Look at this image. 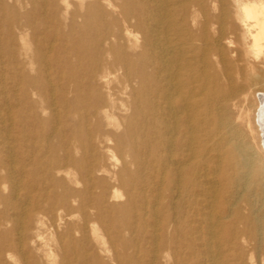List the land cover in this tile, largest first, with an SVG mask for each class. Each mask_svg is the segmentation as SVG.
<instances>
[{
    "label": "bare ground",
    "instance_id": "bare-ground-1",
    "mask_svg": "<svg viewBox=\"0 0 264 264\" xmlns=\"http://www.w3.org/2000/svg\"><path fill=\"white\" fill-rule=\"evenodd\" d=\"M120 1L119 23L100 20L104 8L116 6L110 0L88 4L90 24L80 29L95 26L102 49L98 45L100 53L90 56L85 48L80 56L94 57L90 79L105 90L97 94L93 117L108 118L98 109L114 108L109 70L123 71L122 90L128 89L133 113L117 140L111 137L124 139L118 151L133 169L124 163L116 177L121 183L120 173H127L157 187L160 203L142 199L143 211L135 214L151 216L142 240L156 246L152 263L197 264V245L199 264H256L251 253L264 246V216H258L264 207V0ZM60 38L71 42L68 34ZM41 59L47 62L45 55ZM117 197L114 189L109 198ZM41 215L37 208L27 215L31 234L42 225ZM246 224L262 227L263 234L248 233ZM7 235L0 231V241ZM224 253L231 263L222 261Z\"/></svg>",
    "mask_w": 264,
    "mask_h": 264
},
{
    "label": "rangeland",
    "instance_id": "rangeland-1",
    "mask_svg": "<svg viewBox=\"0 0 264 264\" xmlns=\"http://www.w3.org/2000/svg\"><path fill=\"white\" fill-rule=\"evenodd\" d=\"M65 1L67 6L60 0H0V231L8 234L0 241V264H153L156 246L142 240L151 216L135 214L143 211L142 199L157 206V187L127 173H120L121 183L116 177L124 163L133 169L118 151L124 139L118 143L111 137L117 140L133 113L128 89L122 90L123 71L109 70L114 108L98 109L108 118L93 117L97 94L105 90L91 82L94 57L80 56L85 48L93 56L101 47L95 26L80 29L90 24L86 15L93 9L86 7L93 0ZM110 1L116 6L104 8L100 20L108 23L112 17L119 23L121 1ZM104 30L99 26L101 35ZM61 67L64 76H59ZM28 79L34 81L30 86ZM114 189L118 199L109 198ZM129 201L131 210L113 209ZM34 208L42 212V225L31 234L27 215ZM258 216H264V207ZM243 227L263 234L262 227ZM195 249L192 260L199 264L203 256ZM263 249L262 243L251 253L256 264H264ZM226 254L222 261L231 263Z\"/></svg>",
    "mask_w": 264,
    "mask_h": 264
}]
</instances>
